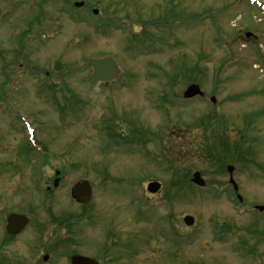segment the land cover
Returning <instances> with one entry per match:
<instances>
[{"label": "rangeland", "instance_id": "obj_1", "mask_svg": "<svg viewBox=\"0 0 264 264\" xmlns=\"http://www.w3.org/2000/svg\"><path fill=\"white\" fill-rule=\"evenodd\" d=\"M56 20L61 27L50 40ZM134 33L142 34L140 47ZM108 55L122 75L106 90L91 81L89 61ZM191 83L205 99H183ZM23 117L44 152L30 148ZM218 126L224 140L215 141ZM60 171L59 188L47 191ZM195 171L205 188L190 183ZM81 180L94 187L88 208L71 197ZM152 180L162 184L157 194L147 192ZM256 205H264V13L257 6L0 0V244L9 212L32 218L7 255L71 264L59 249L74 251L69 220L87 211L73 229L76 251L102 264H264V212ZM185 215L195 217L193 226ZM166 223L173 242H186L168 240ZM61 237L66 247L51 250ZM46 253L52 258L44 262Z\"/></svg>", "mask_w": 264, "mask_h": 264}, {"label": "water", "instance_id": "obj_2", "mask_svg": "<svg viewBox=\"0 0 264 264\" xmlns=\"http://www.w3.org/2000/svg\"><path fill=\"white\" fill-rule=\"evenodd\" d=\"M81 5V4H78ZM250 34H248L249 36ZM90 65L94 68V73H93V79L95 81H100V80H111L113 78L119 77V68L117 67L115 61L111 58H105V59H94L90 62ZM200 93V88L199 86H191L186 93L187 96H194ZM228 171L232 174L234 171L233 166L228 167ZM194 182L204 185V181L201 179V176L199 173L195 175ZM232 182L235 185V188L237 189L238 186L237 184L233 181ZM160 185L157 183H153L150 186L151 191L155 192L159 189ZM73 195L75 198H77L78 201L82 203H87L91 199V189L89 187L88 183L84 184H77L73 188ZM260 210H264V206L260 207ZM186 222L188 224L193 223V218L191 216L186 217ZM8 229L12 233H18L20 232L23 227L27 223V219L24 216L20 215H15L12 214L8 218ZM73 264H98L97 261L83 257V256H74L73 257Z\"/></svg>", "mask_w": 264, "mask_h": 264}]
</instances>
